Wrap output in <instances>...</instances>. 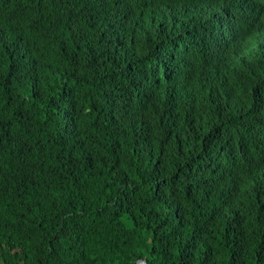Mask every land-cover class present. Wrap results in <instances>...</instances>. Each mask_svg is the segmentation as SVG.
<instances>
[{
    "label": "trees",
    "instance_id": "trees-1",
    "mask_svg": "<svg viewBox=\"0 0 264 264\" xmlns=\"http://www.w3.org/2000/svg\"><path fill=\"white\" fill-rule=\"evenodd\" d=\"M196 6L0 0V264H264V166L232 117L264 64L218 115Z\"/></svg>",
    "mask_w": 264,
    "mask_h": 264
},
{
    "label": "clouds",
    "instance_id": "clouds-1",
    "mask_svg": "<svg viewBox=\"0 0 264 264\" xmlns=\"http://www.w3.org/2000/svg\"><path fill=\"white\" fill-rule=\"evenodd\" d=\"M257 4L259 10L256 8ZM248 7H251L249 12ZM237 19L239 28L246 29L245 34L239 35L238 38L236 34L239 30L226 23ZM195 22L201 35L205 36L213 30L218 31L221 38L220 55L211 49L210 56L203 65L206 76L214 77L218 69L220 79L224 80L221 83L223 85L221 93L213 96L220 115L223 109L234 101L237 93V85L232 77L238 78L244 88H251L254 91L258 89L255 68L260 63L264 64V0H197ZM219 23L224 24V27L218 26ZM131 38L130 49L127 50L128 59L135 58L146 47L145 38L141 39L136 34ZM179 60H182V66L185 65V60L178 58L175 61L170 60L165 70L183 71V68L179 67ZM232 117L237 119L235 127L245 140L248 135L256 138L254 145L246 141L249 160L253 159L264 166V97L257 96L250 100L245 108Z\"/></svg>",
    "mask_w": 264,
    "mask_h": 264
},
{
    "label": "bare ground",
    "instance_id": "bare-ground-1",
    "mask_svg": "<svg viewBox=\"0 0 264 264\" xmlns=\"http://www.w3.org/2000/svg\"><path fill=\"white\" fill-rule=\"evenodd\" d=\"M257 5H258V4H257ZM63 7H64V6H63ZM65 7H66V6H65ZM65 7H64V8H65ZM48 8H49V7H48ZM50 8H52V7L50 6ZM55 8H56V6H55ZM64 8H63V9H64ZM63 9H62V10H63ZM257 9H259V8L257 7ZM42 10H43V9H42ZM42 10H41V11H42ZM44 10H46V9H44ZM56 10L58 11V9H56ZM59 10H60V9H59ZM249 11H251V7H248V12H249ZM44 12H45V11H44ZM50 12H51V11H50ZM52 12H53V11H52ZM52 12H51V13H52ZM61 12H62V11H61ZM40 13H41V12H40ZM47 13H48V11H47ZM47 13H45V14H47ZM254 13H256V12H253V14H254ZM57 14H58V13H57ZM57 14H56V15H57ZM48 15H49V14H48ZM40 16H41V15H40ZM43 16H44V15H43ZM50 16H51V15H50ZM43 18H44V17H43ZM52 18H54V17H52ZM253 18H254V19L256 18L255 15L253 16ZM227 23H228V22H227ZM220 24H221V23H220ZM221 26H222V25H221ZM248 27H249V26H248ZM202 39H203V38H202ZM192 40H194V39H192ZM220 40H221V38H220ZM194 42H195V40H194ZM210 42L212 43V42H213V39H212ZM193 44H194V43H193ZM182 45H183V43H182ZM1 49H2V48H1ZM220 53H221V49H220ZM11 55H12V54H11ZM248 60H249V58H248ZM257 71H258V70H257ZM237 80H238V79H237ZM238 82H240V80H238ZM213 90H214V89H213ZM213 90H212V91H213ZM230 96H231V95H230ZM238 96H239V95H238ZM239 97H240V96H239ZM212 114H213V113H212ZM145 165H146V164H145ZM145 168H146V166H145ZM145 172H147V171H145ZM147 174H148V172H147ZM147 174H146V175H147ZM147 176H148V175H147ZM147 176H146V177H147ZM146 177H144V178H146ZM147 180H149V178H148V179L146 178V181H147ZM144 181H145V180H144ZM147 182H148V181H147ZM145 183H146V182H145Z\"/></svg>",
    "mask_w": 264,
    "mask_h": 264
},
{
    "label": "water",
    "instance_id": "water-1",
    "mask_svg": "<svg viewBox=\"0 0 264 264\" xmlns=\"http://www.w3.org/2000/svg\"><path fill=\"white\" fill-rule=\"evenodd\" d=\"M212 39H213V43H215L217 41V36H214ZM238 75L241 76V73H239ZM137 264H149V263L145 259H140L138 260Z\"/></svg>",
    "mask_w": 264,
    "mask_h": 264
}]
</instances>
